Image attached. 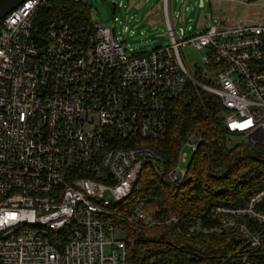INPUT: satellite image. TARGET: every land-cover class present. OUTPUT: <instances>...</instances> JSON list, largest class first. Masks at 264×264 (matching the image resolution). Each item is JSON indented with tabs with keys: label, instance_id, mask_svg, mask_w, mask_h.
Instances as JSON below:
<instances>
[{
	"label": "built area",
	"instance_id": "obj_1",
	"mask_svg": "<svg viewBox=\"0 0 264 264\" xmlns=\"http://www.w3.org/2000/svg\"><path fill=\"white\" fill-rule=\"evenodd\" d=\"M47 1L25 0L0 19V264H127L116 217L143 227L161 223L144 196L129 204L144 166L183 180L184 147L194 153L205 141L192 133L169 169L158 162H166L158 148L137 142L165 140L170 101L189 81L221 98L230 134L264 144V21L211 23L187 36L183 27L176 31L164 0L170 45L135 52L114 28L93 20L73 26L52 16L40 26ZM188 44L208 49L201 80L182 53ZM263 197L264 189L245 206L215 212L223 226L245 216L264 223L256 209ZM241 231L252 250L263 246L245 223ZM252 250L240 264H264Z\"/></svg>",
	"mask_w": 264,
	"mask_h": 264
},
{
	"label": "trees",
	"instance_id": "obj_2",
	"mask_svg": "<svg viewBox=\"0 0 264 264\" xmlns=\"http://www.w3.org/2000/svg\"><path fill=\"white\" fill-rule=\"evenodd\" d=\"M52 16L73 26L90 25L92 21L89 4L73 0H48L41 7L38 24L42 26ZM195 77L202 79L200 71ZM194 132H201L205 141L190 159L183 180L171 181L166 172L147 163L134 186L129 204L144 196L150 208L158 207L156 217L161 223L143 227L116 217L129 248L127 264H240L244 253L252 250L250 238L241 231V223L252 234H260L264 241V223L245 216L236 218L237 224L223 226V214L215 212L217 206H245L264 189V144L248 139L231 141L225 107L217 94L189 81L183 93L170 101L165 140L137 142L158 148L169 169L176 164L182 145ZM117 142L134 144L122 139ZM256 209L264 212V197ZM174 214L179 221L171 219ZM197 226L202 229L191 230ZM252 252L254 261L264 263V243Z\"/></svg>",
	"mask_w": 264,
	"mask_h": 264
},
{
	"label": "rangeland",
	"instance_id": "obj_3",
	"mask_svg": "<svg viewBox=\"0 0 264 264\" xmlns=\"http://www.w3.org/2000/svg\"><path fill=\"white\" fill-rule=\"evenodd\" d=\"M169 0V10L176 31L185 28L187 36L199 33L211 23L241 21H264V0ZM164 0H92L89 3L91 18L95 23L114 28L119 40L135 52H147L170 45L171 39L163 14ZM182 53L193 75L200 71L207 48H196L190 44ZM203 73H207L203 70ZM210 77L213 72H210ZM231 141L244 139L240 134H230ZM188 167L193 156L190 147H184ZM163 168L165 164L158 161ZM105 199L112 200L109 195Z\"/></svg>",
	"mask_w": 264,
	"mask_h": 264
},
{
	"label": "water",
	"instance_id": "obj_4",
	"mask_svg": "<svg viewBox=\"0 0 264 264\" xmlns=\"http://www.w3.org/2000/svg\"><path fill=\"white\" fill-rule=\"evenodd\" d=\"M25 0H0V19L8 15Z\"/></svg>",
	"mask_w": 264,
	"mask_h": 264
}]
</instances>
